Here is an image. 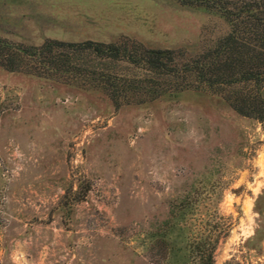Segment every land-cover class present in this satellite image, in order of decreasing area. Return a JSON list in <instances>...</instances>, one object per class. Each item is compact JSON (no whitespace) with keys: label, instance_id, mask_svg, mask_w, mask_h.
Listing matches in <instances>:
<instances>
[{"label":"rangeland","instance_id":"1","mask_svg":"<svg viewBox=\"0 0 264 264\" xmlns=\"http://www.w3.org/2000/svg\"><path fill=\"white\" fill-rule=\"evenodd\" d=\"M229 30L217 7L178 0H0V37L27 45L91 39L181 62ZM84 53L75 68L0 64V264H196L188 241L206 235L214 264H264V115L222 96L252 95L251 81L157 84L118 58L108 70L144 77L153 95L114 104L102 57ZM185 194L194 201L170 216Z\"/></svg>","mask_w":264,"mask_h":264},{"label":"trees","instance_id":"2","mask_svg":"<svg viewBox=\"0 0 264 264\" xmlns=\"http://www.w3.org/2000/svg\"><path fill=\"white\" fill-rule=\"evenodd\" d=\"M178 1L184 4L196 3L217 7L228 22L230 30L218 40L217 45L210 52L195 57L184 56L179 62L176 60V52L172 49L127 48L121 47L116 42L91 39L67 41L47 38L38 45H27L6 41L0 37V45L6 48L13 47L10 53L0 58V64L13 69L21 62L27 63L33 60L47 68L72 67L75 64L86 65L88 62L89 58L80 56L81 51H85L86 55L92 52L95 56L102 57V60L98 61L102 69H105V73L100 72L101 80L106 83L107 93L114 104L153 95L151 94L153 89L150 86L146 88L145 82L143 83L144 77L118 76L115 72H111L112 70H108L113 69L112 64L118 58L144 66L157 84L165 80H174L183 85L196 82L197 86L205 83L217 87L221 84L230 85L251 81L252 95L242 90V86H237L228 89V93H223L222 96L236 112L262 118L264 100L260 97L258 90L260 82L264 80V0H241L239 4V0ZM128 89L143 96L119 95L121 90ZM192 201H194L193 198L188 194L175 199L169 209L170 216H174L176 211L187 207ZM215 223L216 226L211 229L215 235L227 232L230 226V222L223 217ZM217 241V236L211 238L208 235L188 241L191 249L198 252L196 264H214L212 252Z\"/></svg>","mask_w":264,"mask_h":264}]
</instances>
